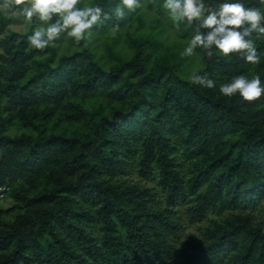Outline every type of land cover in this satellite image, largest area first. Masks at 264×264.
Returning a JSON list of instances; mask_svg holds the SVG:
<instances>
[{"label": "trees", "instance_id": "16d2710c", "mask_svg": "<svg viewBox=\"0 0 264 264\" xmlns=\"http://www.w3.org/2000/svg\"><path fill=\"white\" fill-rule=\"evenodd\" d=\"M163 3L117 21L120 0H81L111 18L43 51L27 40L41 22L8 30L0 11V188L13 202L0 264H264V96L219 92L238 74L264 83V38L259 65L182 56L195 25L170 39ZM197 71L216 88L192 84Z\"/></svg>", "mask_w": 264, "mask_h": 264}, {"label": "clouds", "instance_id": "9594fccd", "mask_svg": "<svg viewBox=\"0 0 264 264\" xmlns=\"http://www.w3.org/2000/svg\"><path fill=\"white\" fill-rule=\"evenodd\" d=\"M80 4L81 0H2L0 11L23 17L28 23L34 18L41 22L27 40L33 48L43 51L63 34L78 45L86 34L91 36L94 26L111 18L99 5L78 7ZM141 6V0H120L112 15L122 21L126 18L125 10L135 12ZM163 8L167 9L175 28L182 24L195 25L182 56H194L199 49L212 58L215 49L223 57L235 54L247 64L261 63L262 55L256 45L257 39L264 38V12L260 8L246 7L240 0H222L218 7L206 4L205 0H164ZM190 79L192 84L207 89L217 86L207 72H193ZM219 92L227 97L239 94L244 101L254 102L264 96V83L259 73L238 74L220 83Z\"/></svg>", "mask_w": 264, "mask_h": 264}, {"label": "rangeland", "instance_id": "374dc122", "mask_svg": "<svg viewBox=\"0 0 264 264\" xmlns=\"http://www.w3.org/2000/svg\"><path fill=\"white\" fill-rule=\"evenodd\" d=\"M8 22H9V27L8 30H15V31H21V32H26L30 29L31 23H28L24 20L23 17H17L13 16L11 13H8ZM167 30H168V36L170 39H179V34H178V29L173 26V24H168L167 25ZM13 202L9 197H5L2 200H0V208H3L4 210H8L12 208ZM13 212H7L6 217H4L6 220H10L13 216ZM188 230H194L193 227H189ZM187 230V231H188Z\"/></svg>", "mask_w": 264, "mask_h": 264}, {"label": "built area", "instance_id": "2783aa9c", "mask_svg": "<svg viewBox=\"0 0 264 264\" xmlns=\"http://www.w3.org/2000/svg\"><path fill=\"white\" fill-rule=\"evenodd\" d=\"M7 187L0 188V200L4 197L5 191L7 190Z\"/></svg>", "mask_w": 264, "mask_h": 264}]
</instances>
